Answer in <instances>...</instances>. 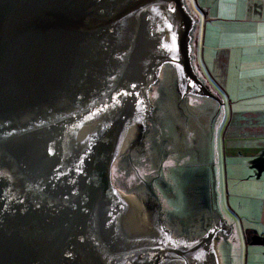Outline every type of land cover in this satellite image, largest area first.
<instances>
[{"label":"water","instance_id":"1","mask_svg":"<svg viewBox=\"0 0 264 264\" xmlns=\"http://www.w3.org/2000/svg\"><path fill=\"white\" fill-rule=\"evenodd\" d=\"M194 24L184 0H0V264L194 261L149 224L151 188L126 194L111 179L164 65L182 110L187 94L215 100L192 67ZM231 228L180 218L178 234L213 242Z\"/></svg>","mask_w":264,"mask_h":264},{"label":"crops","instance_id":"2","mask_svg":"<svg viewBox=\"0 0 264 264\" xmlns=\"http://www.w3.org/2000/svg\"><path fill=\"white\" fill-rule=\"evenodd\" d=\"M192 1V67L215 100L187 94L185 111L163 103L170 122L159 134L170 132V157L159 161L149 186L173 231L180 218L184 229L208 216L232 225L212 242L216 264H241L236 252L243 250L244 264H264V0ZM215 126L218 143L210 135ZM255 236L263 242L252 243Z\"/></svg>","mask_w":264,"mask_h":264},{"label":"rangeland","instance_id":"3","mask_svg":"<svg viewBox=\"0 0 264 264\" xmlns=\"http://www.w3.org/2000/svg\"><path fill=\"white\" fill-rule=\"evenodd\" d=\"M184 3L186 4L187 9L191 13V15L195 18L196 22V7L193 3L192 0H184ZM195 25V24H194ZM193 30H195L193 26ZM171 66H165L163 71H162V77L159 78L161 82V86H156V94L152 93V89L150 91V98L151 101H155V116L159 120L158 126L160 123V127L163 125H168V122H170V114L168 113V110L166 105H163L164 102L166 101H173L169 102L170 108H173V105L176 106V108L179 110L180 107L174 103V98H173V91L169 87L168 79H167V72L170 70ZM167 92H170L168 94ZM165 98V100H164ZM178 106V107H177ZM174 112L177 115V111L174 110ZM168 114V115H167ZM163 126V127H164ZM218 126H215V128L212 129V132L210 135H214L215 142H217V134H218ZM171 135L170 132L166 133L165 135L163 134H158L156 133L155 135H150L149 142L145 143L146 144V152H140L131 156H119L116 157L111 168V179L113 183H118L121 182L124 186L127 187V190H122V192L129 194V192H140V187L143 188H150L148 184H150L149 179H151V175L156 174L157 165L160 161L161 164H166L165 156L166 158L170 157V151L167 150L166 143H170ZM210 138L208 139L209 144ZM171 141V139H170ZM205 141V145H206ZM218 143V142H217ZM201 146V144H198ZM204 147V146H203ZM207 147V145H206ZM210 145L208 146V150L206 151L209 153L210 150ZM162 150V151H161ZM191 152V151H190ZM162 155L161 159L160 156ZM169 155V156H167ZM191 156H193V153L191 152ZM206 159V158H205ZM201 164L204 163V159H202ZM191 168L195 170H199L200 173H203L200 169L203 168L202 165L198 163H193L190 165ZM149 168H153L150 170ZM219 168V167H218ZM216 168V169H218ZM207 169L209 167L205 168V171L207 174L211 173ZM120 190V189H119ZM163 205V204H162ZM164 207V206H163ZM167 217V216H165ZM170 222V219H167L166 221ZM171 223V222H170ZM172 224V223H171ZM170 227V226H169ZM174 235H178V231H173ZM219 248L221 246H218ZM221 249V248H220ZM217 250V249H216ZM236 257L239 261L242 259V263L244 264L245 261V251H237L236 252Z\"/></svg>","mask_w":264,"mask_h":264},{"label":"flooded vegetation","instance_id":"4","mask_svg":"<svg viewBox=\"0 0 264 264\" xmlns=\"http://www.w3.org/2000/svg\"><path fill=\"white\" fill-rule=\"evenodd\" d=\"M192 32H193V29L190 32V38H189V45L190 46L193 42ZM190 54H191V50H190ZM164 67H165V65H164ZM164 67L161 70V74H160L159 78L162 77V71H163ZM182 77L179 78V80L176 79V90L179 93V95H181V92H182L181 87H184V85H186V77L187 76L183 74ZM176 78H177V76H176ZM155 83L152 85V87L149 90V102L151 104H152V102H151V98H150V91L155 86ZM154 110H155L154 105L152 104V106L149 107L148 109L147 108L144 109V111L140 114L138 119H136V121L133 123V130L131 132V137H130L128 144L126 145L125 149L123 150V152L121 154L122 156L125 155L124 152H127L128 150H133L134 147H137L140 140H144L145 141L144 143H148L149 139H147V138H149L150 135L156 136V133H158V134L160 133L159 131H160L161 127L158 126L159 120H157V117L155 116ZM149 182L151 183L152 179H149ZM113 184L117 189H120V191L127 190V187L124 186L123 184H121V182L113 183ZM140 200H141V202L143 201L142 203L145 206V209L147 212V217H148V220L150 222L149 224L155 228L154 230H156L159 235H161L162 237H165V241L167 244L170 243V239H171V240H173L171 242L172 245L183 246L186 243H189V245L190 244L192 245V247H193L192 255L194 257V261L193 262L191 261L190 264H201L200 261H201L202 257H208V264H212V262L214 264V256L212 253V246H211L212 241L202 243L204 241V240H202L203 239L202 235L204 233L199 235V236H195L191 239H187L185 237V235H183L182 233L178 234V235H174L173 230L171 229L172 224L169 222V220L166 221L168 219V216L166 215L165 211L163 210L162 205H160V203L156 200H155V203H150L143 197L140 198ZM165 216H167V217H165ZM169 245H171V244H169Z\"/></svg>","mask_w":264,"mask_h":264},{"label":"trees","instance_id":"5","mask_svg":"<svg viewBox=\"0 0 264 264\" xmlns=\"http://www.w3.org/2000/svg\"><path fill=\"white\" fill-rule=\"evenodd\" d=\"M192 35H193V40H194V38H195V30H193V32H192ZM194 42H195V40H194Z\"/></svg>","mask_w":264,"mask_h":264},{"label":"bare ground","instance_id":"6","mask_svg":"<svg viewBox=\"0 0 264 264\" xmlns=\"http://www.w3.org/2000/svg\"><path fill=\"white\" fill-rule=\"evenodd\" d=\"M128 198H129V196H128Z\"/></svg>","mask_w":264,"mask_h":264}]
</instances>
